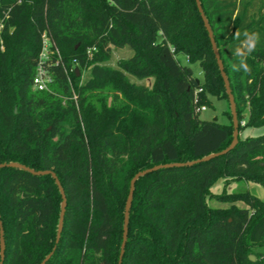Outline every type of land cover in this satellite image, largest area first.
Here are the masks:
<instances>
[{
    "label": "trees",
    "instance_id": "16d2710c",
    "mask_svg": "<svg viewBox=\"0 0 264 264\" xmlns=\"http://www.w3.org/2000/svg\"><path fill=\"white\" fill-rule=\"evenodd\" d=\"M200 3L239 122L223 155L231 112L227 124L200 119L209 97L228 96L195 0H0V13L10 10L0 35V164L55 173L67 199L57 243L55 179L0 169L3 264L50 255L46 264H119L133 177L189 163L136 181L122 264H264V202L249 192L218 196L226 208L207 202L219 179L264 188V132L240 136L264 130V0ZM237 30L261 36L247 73L231 70ZM44 33L51 53L41 61ZM126 48L133 54L111 66ZM40 64L52 81L35 91Z\"/></svg>",
    "mask_w": 264,
    "mask_h": 264
},
{
    "label": "water",
    "instance_id": "95a60500",
    "mask_svg": "<svg viewBox=\"0 0 264 264\" xmlns=\"http://www.w3.org/2000/svg\"><path fill=\"white\" fill-rule=\"evenodd\" d=\"M195 1H196L197 8H198V10H199V12L201 14V18H202V21L204 23L205 29H206V31L208 32V35H209V39H210V42H211L212 50H213L214 56L216 58L217 65H218L220 74L222 76V79H223V82H224V85H225L226 93H227V96H228V103H229L230 111H231V115H232V123H233V140H232V143L230 144V146L227 149H225L224 151H222L219 154H216V155H223V154L228 153L232 149H234L235 146L238 143V140H239V122H238V117H237L236 103H235L234 96L232 94V90H231V87H230L229 80H228L227 75H226L225 70H224L223 62L221 60L219 51L217 49V45H216V42H215L211 27H210V25H209V23L207 21V18L205 16L204 12H203L200 0H195ZM211 157L212 156L206 158L205 160H207V159H209ZM191 164L192 163H189V164H167V165L156 166L154 168L147 169V170H144L142 172H139L133 177V179L131 180V183H130L129 195H128V198H127V201H126V205H125L124 225H123V242H122V245H121L119 264H122V258H123L124 252H125L126 243H127V239H128L129 214H130V210H131V206H132V201H133V195H134V189H135L136 181L139 178H141L142 176H144V175H146L148 173H151L153 171L159 170L161 168L182 167L184 165H191ZM4 167L24 169V170H27V171H29V172H31L33 174H36V175H51L55 179L56 184H57V186H58V188L60 190L61 197H62L60 221H59L58 234H57V240H56V242L58 243L60 238H61V233H62V230H63L65 212H66V207H67V199H66L65 192H64L63 188L61 187V184H60L56 174L51 172V171L34 172L33 170H30V169H28V168H26V167H24V166H22L20 164H16V163L0 164V169L4 168ZM5 250H6L5 240H4V235H3V231H2L1 223H0V264L4 263ZM50 257H51V255L48 256L41 264H46V262L50 259ZM250 260L253 261L254 257L251 256Z\"/></svg>",
    "mask_w": 264,
    "mask_h": 264
},
{
    "label": "rangeland",
    "instance_id": "374dc122",
    "mask_svg": "<svg viewBox=\"0 0 264 264\" xmlns=\"http://www.w3.org/2000/svg\"><path fill=\"white\" fill-rule=\"evenodd\" d=\"M132 51L128 50L127 48L124 50H116L114 51V54L112 56V59L110 60L109 64L113 67H116L117 63L125 58H128L132 55ZM179 60L181 63L186 64V59L182 56L179 57ZM194 71V76L202 79V70L199 66V64H194L191 66ZM140 83L145 84L146 86H151L153 83L152 79L140 81ZM209 99L212 102V107H208L206 111L201 112L200 119L202 120H216L221 124H227L230 123L231 119L229 117L230 107L229 103L226 99H219V98H212L209 97ZM245 121L242 123V126H244ZM264 130H251V129H243L240 132V136L242 138L247 137L250 134H259L263 133ZM225 186L224 180L219 179L217 183L212 187L211 189V195L212 197L207 200L210 207L213 208H226L229 207V203L225 201H221L218 196L224 193H245L249 192L250 194L258 197L260 200L264 202V188L251 183V182H245V181H234L229 183L225 186V192L223 191V188ZM239 207H246L242 203H238Z\"/></svg>",
    "mask_w": 264,
    "mask_h": 264
},
{
    "label": "clouds",
    "instance_id": "9594fccd",
    "mask_svg": "<svg viewBox=\"0 0 264 264\" xmlns=\"http://www.w3.org/2000/svg\"><path fill=\"white\" fill-rule=\"evenodd\" d=\"M237 30L235 32V38L239 43L232 49V55L235 58V62L231 64V70L233 72L243 71L249 72L251 69L247 63L248 56L255 51L257 45L260 43L261 36L256 31L245 30L242 34Z\"/></svg>",
    "mask_w": 264,
    "mask_h": 264
},
{
    "label": "built area",
    "instance_id": "2783aa9c",
    "mask_svg": "<svg viewBox=\"0 0 264 264\" xmlns=\"http://www.w3.org/2000/svg\"><path fill=\"white\" fill-rule=\"evenodd\" d=\"M9 11H3L0 13V35L5 28L6 21L9 19ZM42 39H43V49L40 55V60L46 61L48 59V54L51 53V50H50L51 44H50L49 38L47 37V33H44L42 35ZM53 52L57 54L59 53L57 48H55ZM51 81H52L51 78L47 74L46 70L42 67V65L41 64L38 65L35 76L33 78V82H32L33 89L35 91L48 90L49 85L51 84ZM206 110H207L206 107H202L200 109L201 112L206 111Z\"/></svg>",
    "mask_w": 264,
    "mask_h": 264
}]
</instances>
